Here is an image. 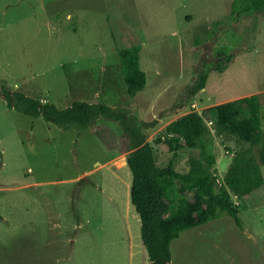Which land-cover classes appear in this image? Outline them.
Segmentation results:
<instances>
[{"label": "rangeland", "instance_id": "rangeland-1", "mask_svg": "<svg viewBox=\"0 0 264 264\" xmlns=\"http://www.w3.org/2000/svg\"><path fill=\"white\" fill-rule=\"evenodd\" d=\"M231 1L0 0V91L57 109L97 102L124 118L65 130L9 108L0 94V264L149 263L129 202L130 133L143 134L165 166L172 151L155 139L171 120L250 94L264 106V12L236 17ZM133 44L146 83L128 96L117 51ZM228 55L192 96L197 76ZM203 118L221 181L233 152L249 144L217 134L211 111ZM196 154L179 149L175 170ZM260 171L262 187L231 194L240 226L220 212L181 231L170 264H264Z\"/></svg>", "mask_w": 264, "mask_h": 264}, {"label": "trees", "instance_id": "trees-1", "mask_svg": "<svg viewBox=\"0 0 264 264\" xmlns=\"http://www.w3.org/2000/svg\"><path fill=\"white\" fill-rule=\"evenodd\" d=\"M258 12H264V0H232L230 3V14L236 17ZM140 49V44H133L117 51L128 96L140 91L146 83L145 73L138 63ZM230 59L228 55L199 74L190 94L193 96L204 87L209 71L221 72ZM0 94L9 108L28 116H41L65 130L86 129L100 117L124 123L121 113L97 102L75 101L57 109L21 92L10 95L2 90ZM206 109L203 114L187 112L164 126L155 142H163L172 151L165 166L156 165L153 148L143 134L130 133L125 151V164L131 174L128 195L139 218V234L148 264H170L171 241L181 231L213 220L220 212L240 226L238 207L231 194L243 199L263 185L260 165L264 166V106L259 94L238 97ZM209 111L214 114L217 134L225 133L249 144L233 152L221 181L215 176L213 139L203 118ZM181 148L197 150V154L188 159L185 172L175 170L173 165Z\"/></svg>", "mask_w": 264, "mask_h": 264}, {"label": "built area", "instance_id": "built-area-1", "mask_svg": "<svg viewBox=\"0 0 264 264\" xmlns=\"http://www.w3.org/2000/svg\"><path fill=\"white\" fill-rule=\"evenodd\" d=\"M39 101H40L41 103H45V100H43V99H39Z\"/></svg>", "mask_w": 264, "mask_h": 264}, {"label": "crops", "instance_id": "crops-1", "mask_svg": "<svg viewBox=\"0 0 264 264\" xmlns=\"http://www.w3.org/2000/svg\"><path fill=\"white\" fill-rule=\"evenodd\" d=\"M235 99V98H234ZM214 150V149H213Z\"/></svg>", "mask_w": 264, "mask_h": 264}]
</instances>
